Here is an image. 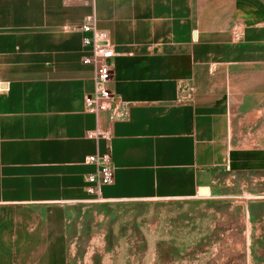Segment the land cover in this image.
Segmentation results:
<instances>
[{"label":"crops","instance_id":"obj_1","mask_svg":"<svg viewBox=\"0 0 264 264\" xmlns=\"http://www.w3.org/2000/svg\"><path fill=\"white\" fill-rule=\"evenodd\" d=\"M95 13L116 52L115 181L85 190ZM264 174V0H0V264H79L88 209L194 199L226 172ZM76 251V250H75Z\"/></svg>","mask_w":264,"mask_h":264},{"label":"rangeland","instance_id":"obj_2","mask_svg":"<svg viewBox=\"0 0 264 264\" xmlns=\"http://www.w3.org/2000/svg\"><path fill=\"white\" fill-rule=\"evenodd\" d=\"M212 193L88 209L79 264H264V174L226 172ZM76 250V251H75Z\"/></svg>","mask_w":264,"mask_h":264},{"label":"built area","instance_id":"obj_3","mask_svg":"<svg viewBox=\"0 0 264 264\" xmlns=\"http://www.w3.org/2000/svg\"><path fill=\"white\" fill-rule=\"evenodd\" d=\"M84 4H94L95 0H80ZM84 33V45L90 49L88 54L82 57L84 64L94 67V89L87 92L84 97L86 110L96 116L107 113L106 124L98 125L88 130L86 137L99 143L107 142L104 152H96L86 158V162L94 164L96 170L88 174L85 190L95 196H101L104 186L111 185L115 181V167L111 150L112 123L125 119L129 113L128 103L125 102L111 87L114 72L112 60L116 55L114 47L109 40V34L98 25L95 13L90 14L79 26Z\"/></svg>","mask_w":264,"mask_h":264},{"label":"water","instance_id":"obj_4","mask_svg":"<svg viewBox=\"0 0 264 264\" xmlns=\"http://www.w3.org/2000/svg\"><path fill=\"white\" fill-rule=\"evenodd\" d=\"M200 193L201 194H209L210 193V189L208 186H201L200 187Z\"/></svg>","mask_w":264,"mask_h":264}]
</instances>
